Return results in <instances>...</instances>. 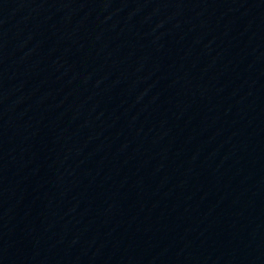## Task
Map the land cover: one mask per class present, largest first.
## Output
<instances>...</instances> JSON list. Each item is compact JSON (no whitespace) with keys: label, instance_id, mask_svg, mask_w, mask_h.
Returning a JSON list of instances; mask_svg holds the SVG:
<instances>
[{"label":"water","instance_id":"95a60500","mask_svg":"<svg viewBox=\"0 0 264 264\" xmlns=\"http://www.w3.org/2000/svg\"><path fill=\"white\" fill-rule=\"evenodd\" d=\"M0 264H264V0H0Z\"/></svg>","mask_w":264,"mask_h":264}]
</instances>
